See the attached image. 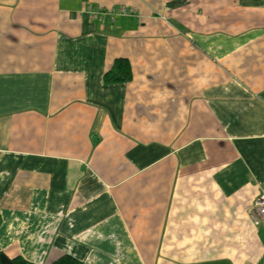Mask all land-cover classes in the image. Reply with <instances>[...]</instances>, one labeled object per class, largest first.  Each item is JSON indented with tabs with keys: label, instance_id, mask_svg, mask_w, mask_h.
Here are the masks:
<instances>
[{
	"label": "crops",
	"instance_id": "obj_1",
	"mask_svg": "<svg viewBox=\"0 0 264 264\" xmlns=\"http://www.w3.org/2000/svg\"><path fill=\"white\" fill-rule=\"evenodd\" d=\"M261 193L264 0H0V250L264 264Z\"/></svg>",
	"mask_w": 264,
	"mask_h": 264
},
{
	"label": "trees",
	"instance_id": "obj_2",
	"mask_svg": "<svg viewBox=\"0 0 264 264\" xmlns=\"http://www.w3.org/2000/svg\"><path fill=\"white\" fill-rule=\"evenodd\" d=\"M132 77L129 60L124 57L115 58L111 67L104 73L105 82H121L130 80ZM1 222V215H0ZM0 264H38L23 258L20 255L9 256L0 250ZM50 264H80L79 260L69 254H62Z\"/></svg>",
	"mask_w": 264,
	"mask_h": 264
},
{
	"label": "built area",
	"instance_id": "obj_3",
	"mask_svg": "<svg viewBox=\"0 0 264 264\" xmlns=\"http://www.w3.org/2000/svg\"><path fill=\"white\" fill-rule=\"evenodd\" d=\"M130 9L124 6H117L107 10H100L97 12L98 17L103 19L106 15L112 20L117 14L130 13ZM92 11V9L90 10ZM248 214L254 224H259L264 221V194H259L252 205L248 208Z\"/></svg>",
	"mask_w": 264,
	"mask_h": 264
}]
</instances>
